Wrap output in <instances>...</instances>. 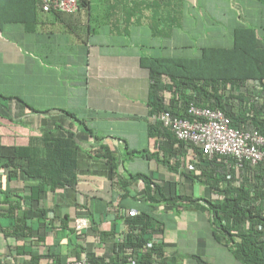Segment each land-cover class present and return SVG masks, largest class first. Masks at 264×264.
Instances as JSON below:
<instances>
[{"label": "crops", "instance_id": "crops-1", "mask_svg": "<svg viewBox=\"0 0 264 264\" xmlns=\"http://www.w3.org/2000/svg\"><path fill=\"white\" fill-rule=\"evenodd\" d=\"M85 1L67 15L78 40L28 32L19 23L1 27L0 154L10 156L14 167L0 168V202L31 197L41 181L45 191L38 208L47 217L45 223L33 220L30 238L15 243L2 231L13 222L0 218V253L16 249L30 261V255L44 258L55 250L65 264L83 258L119 264L114 241L126 234L121 215L132 211L157 224L160 264H239L215 243L208 214L197 209L213 195L186 177V152L165 154L164 162L159 145L167 149V143L148 137L154 85L142 60L198 59L203 49L230 50L235 32L246 29L264 48L263 6L255 0ZM258 94L250 84L243 101ZM170 97L165 92L163 106ZM94 153L113 159L124 190ZM201 170L196 168L200 178ZM138 175L156 185L173 183L176 196L197 205L178 206L167 197L155 203ZM76 219L87 220L90 228L74 233Z\"/></svg>", "mask_w": 264, "mask_h": 264}, {"label": "trees", "instance_id": "trees-1", "mask_svg": "<svg viewBox=\"0 0 264 264\" xmlns=\"http://www.w3.org/2000/svg\"><path fill=\"white\" fill-rule=\"evenodd\" d=\"M255 1L264 8V0ZM79 5L86 6V1L79 0ZM67 15L55 12L42 13L38 0H0V30L5 23H19L28 32L49 35L59 33L78 40L76 24L70 21V16ZM255 36L252 29L237 30L232 49H203L198 59H143V66L149 70L154 85L152 102L149 104L151 115L164 110L163 97L165 92H169L171 106L167 110L173 116L187 118L184 105L188 101H193L200 106L221 111L231 120L234 128L250 125L264 136V104L259 107L253 100L252 104L243 101L250 84L260 86L258 95L264 100V48L257 45ZM85 43L83 41V44ZM163 77L168 80L167 85L161 84ZM148 137L153 140L161 139L163 143H167V149L159 145V149L164 152V162L165 154L176 155L183 150V145L178 144L171 133L160 124L149 125ZM176 145L177 149L174 148ZM1 155L5 154H0L1 169L14 167L10 156ZM93 155L105 160L112 177L117 179L124 190L127 184L117 178L112 164L113 159L106 154ZM135 155L145 156L146 153L132 152L131 156ZM219 166L216 162L201 166V178L196 172L184 175L192 182L207 185L212 195L222 197L217 201L206 202L205 206H199L197 209L208 214L212 227L211 235L215 243L227 249L239 264H264V172L260 169L254 171L245 166L239 178L241 184L236 188L233 187L236 176L221 174ZM36 175L40 177L39 174ZM137 178L152 190V199L155 203L166 202L167 197L171 200L169 202L178 206L182 203H187L190 207H193L194 203L197 205L196 200L176 196V187L171 182L156 185L142 175L136 176ZM53 184L51 182V187ZM44 191V183L40 181L37 187L31 189V197L16 202L5 197L0 202V218H7L13 222L11 227L2 230L6 241L12 239L14 243L23 242L32 235L33 220L45 223L47 212L38 208ZM177 205L174 207L178 208ZM23 206H27V211L23 208V212H20ZM121 218L124 219L127 231L121 239L122 244L116 246L118 254L122 255L126 249L139 251L147 247L149 236L155 233L157 224L144 215L132 218L121 215ZM66 220L64 218L63 222ZM49 221H53V218ZM246 224L249 225L248 228ZM136 225L140 226L139 232L136 231ZM103 236L106 237V234ZM160 249H146L139 257L138 264H160L162 257ZM30 256V261L26 264H65L60 252L55 250H50L44 258ZM87 260L91 264H97L94 260ZM125 262L126 259L121 258L119 264Z\"/></svg>", "mask_w": 264, "mask_h": 264}, {"label": "built area", "instance_id": "built-area-1", "mask_svg": "<svg viewBox=\"0 0 264 264\" xmlns=\"http://www.w3.org/2000/svg\"><path fill=\"white\" fill-rule=\"evenodd\" d=\"M38 2L42 13L55 12L70 15L76 13L79 7V0H38ZM259 87L257 86L258 90H260ZM252 100L259 107L264 104L260 96L252 97L250 101L248 100V104H252ZM170 106V101H165L164 110L154 115L152 122L160 124L171 133L178 144L183 145L188 160L187 170L191 174L196 172L197 167L212 165L216 162L220 165L219 168L221 167L222 171L219 170L221 174L236 176L233 187L238 188L241 184L239 178L245 166H249L254 171L260 169L264 172V136L254 127L244 125L234 128L231 120L221 111L200 106L193 101H188L184 105L187 115L185 119L173 116L167 110ZM212 199L217 201L222 197L215 194ZM126 215L130 218L137 216L132 211ZM136 227V231L139 232L140 226L136 225ZM248 227L249 225L246 224V228ZM89 228V222L84 219H76L73 223V231L76 234ZM114 242L117 247L122 244L121 239H115ZM162 245V238L152 233L149 236L147 247L139 251L126 249L121 258L126 259L125 264H138L139 257L146 249L157 250ZM27 256L16 249H10L5 253H0V264H26L29 261ZM66 264L91 263L83 258Z\"/></svg>", "mask_w": 264, "mask_h": 264}, {"label": "rangeland", "instance_id": "rangeland-1", "mask_svg": "<svg viewBox=\"0 0 264 264\" xmlns=\"http://www.w3.org/2000/svg\"><path fill=\"white\" fill-rule=\"evenodd\" d=\"M180 217V216H179ZM176 218H178V216H176ZM179 219V218H178ZM180 220V219H179ZM2 225L3 226H6L7 225V221L6 220H4V222H2ZM193 226H194V224L192 223L191 225H190V228H193ZM184 234H186L187 232H183ZM228 256H230V254L228 253ZM222 257H224V256H222Z\"/></svg>", "mask_w": 264, "mask_h": 264}]
</instances>
